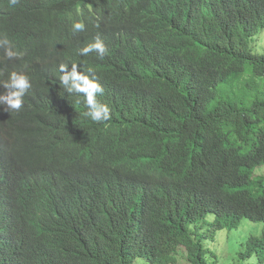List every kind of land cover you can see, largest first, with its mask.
Masks as SVG:
<instances>
[{
    "label": "trees",
    "instance_id": "trees-1",
    "mask_svg": "<svg viewBox=\"0 0 264 264\" xmlns=\"http://www.w3.org/2000/svg\"><path fill=\"white\" fill-rule=\"evenodd\" d=\"M150 1L101 6L99 21L84 23L110 24L88 33L107 46L103 59L86 61L82 41L54 53L57 64L94 70L104 89L97 97L111 106L109 127H132L141 143L69 169L6 164L0 264H176L180 247L190 264L217 263L188 225L212 217L211 228L232 226L238 202L216 190L223 165L240 150L254 153L249 168L264 165V52L249 44L264 31V0H156L140 13ZM0 20L4 28L8 17ZM127 41L150 45L151 54L122 61L118 45ZM244 184L245 210L264 223V176L245 175ZM257 246L248 254L245 245L242 264L254 255L264 264V226Z\"/></svg>",
    "mask_w": 264,
    "mask_h": 264
},
{
    "label": "clouds",
    "instance_id": "clouds-1",
    "mask_svg": "<svg viewBox=\"0 0 264 264\" xmlns=\"http://www.w3.org/2000/svg\"><path fill=\"white\" fill-rule=\"evenodd\" d=\"M143 1L0 0V17H8L4 28L0 20V205L8 202V163L51 167L60 162L69 169L87 164L90 155H102L110 161L124 146L141 143L136 129L109 127L111 106L104 96L97 97L104 89L94 70L78 71L74 65L77 63L57 64L54 53L65 42L82 41L79 54L86 61L91 54L103 59L107 46L99 36L92 39L94 42L89 40L88 33L110 24L84 23L93 19L99 21L94 11L101 6L127 10L142 5ZM155 5L156 0L150 1L145 8L140 7V13L147 14ZM72 8L78 14L86 11L89 17L77 18L71 13ZM161 41L162 33L155 36L154 45ZM150 47L146 43L135 46L127 41L118 45V57L126 61L148 56ZM81 95L83 97H78ZM6 121L11 122L8 127ZM253 155L251 150H240L235 161L226 162L216 188L222 191L225 199L238 202L239 222L228 227L262 224L252 228L244 244H240L245 252V245L250 242L252 250L248 254L252 251L258 254L259 246L255 248V243L260 244L264 226L258 217L248 214L243 205L245 191H248L245 175L253 179L264 176L260 173L264 165L249 168ZM67 184H59V187ZM64 213L69 218L76 214L72 208ZM213 221L212 217H204L188 225L192 235L201 236L203 246L206 236L201 230L204 226H208L209 231L220 230L211 228ZM209 236L212 240L213 235Z\"/></svg>",
    "mask_w": 264,
    "mask_h": 264
},
{
    "label": "rangeland",
    "instance_id": "rangeland-1",
    "mask_svg": "<svg viewBox=\"0 0 264 264\" xmlns=\"http://www.w3.org/2000/svg\"><path fill=\"white\" fill-rule=\"evenodd\" d=\"M249 44L254 52H264V31H260L256 35L249 39ZM258 169V168H257ZM257 169L254 170V175ZM260 173L264 174V167L260 170ZM256 226H262V224H243L238 227H228L225 225L222 229L216 231H209L208 226H204L201 232L206 236L203 241L204 246L208 248L209 253L215 254L217 257L216 264H242L243 260L239 257V253L245 249L240 246L244 244L247 237L250 234V230ZM210 234L213 235V239H210ZM207 253L206 258H209ZM176 264H190L185 258V249L181 247L179 253L175 255ZM145 260L138 257L134 264H143ZM249 264H255L256 259L254 256L248 259Z\"/></svg>",
    "mask_w": 264,
    "mask_h": 264
}]
</instances>
